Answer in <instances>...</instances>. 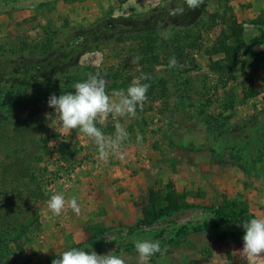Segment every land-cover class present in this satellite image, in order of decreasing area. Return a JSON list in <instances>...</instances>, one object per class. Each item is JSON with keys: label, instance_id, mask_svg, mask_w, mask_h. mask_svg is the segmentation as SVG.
Listing matches in <instances>:
<instances>
[{"label": "rangeland", "instance_id": "obj_1", "mask_svg": "<svg viewBox=\"0 0 264 264\" xmlns=\"http://www.w3.org/2000/svg\"><path fill=\"white\" fill-rule=\"evenodd\" d=\"M161 3L163 0H0V37L24 31L34 34L39 25L77 36L93 23L99 26L111 22V17L142 15ZM229 5L245 27L246 46L241 53L245 67L236 68L225 84L211 76L216 102L207 110L213 115L207 121L190 116L193 111L189 108L177 114L185 128L201 122V134H195L197 147L218 140L216 147L229 162L219 163V155L207 149L169 147L163 136L165 118L159 110L137 109L135 118L119 119L129 133L123 143L125 159L110 156L103 163L86 137L75 130L70 134L63 131L55 109L48 106V95L40 102L39 120L51 135L50 154L41 163L54 178L47 186L49 199L60 192L66 199L75 196L82 211L78 216L67 208L55 216L44 204L40 223L20 241L23 250L12 246L2 264H51L71 248L101 255L113 251L126 264H138L134 245L142 239L160 241L161 251L148 264H249L241 249L242 225L215 224V209L235 203L247 207L255 217H264V25L252 22L258 10L264 16V0H230ZM216 7L217 2L208 4L210 11ZM221 30L217 26L210 37L215 39ZM115 55L109 48L90 49L80 56V62L103 67L117 63ZM196 60L198 68L191 74L209 71L208 55L200 52ZM133 74L137 80L136 72ZM103 123L105 133L114 134L117 121L109 116ZM62 141L73 149L68 160L60 159L56 151ZM238 155L244 157L249 171L231 162ZM170 187L184 193L192 206L142 223V206L148 203L150 189L166 193ZM255 264H264V256Z\"/></svg>", "mask_w": 264, "mask_h": 264}, {"label": "trees", "instance_id": "obj_2", "mask_svg": "<svg viewBox=\"0 0 264 264\" xmlns=\"http://www.w3.org/2000/svg\"><path fill=\"white\" fill-rule=\"evenodd\" d=\"M210 2H217L215 11L209 10ZM229 2L204 0L193 11L184 0H163L142 15L111 17V22L99 26L93 23L77 36L39 25L34 34L24 31L0 37V264L10 255L12 246L23 250L20 241L40 223L49 200L47 186L54 180L48 168L41 165L50 154L51 135L39 120L40 102L48 95L73 91V84L86 79L89 72L101 73L109 94L126 90L134 81V71L137 79L148 75L150 79L141 83L151 85L145 102L149 106L138 110H159L165 118L163 136L169 147L207 149L219 155V163L229 162L218 151V140L197 147L195 134L201 132V122L185 128L177 118L180 110L189 108L193 111L190 116L207 121L213 116L207 110L216 102L211 76L225 84L236 68L245 67L241 57L246 46L245 27L236 20ZM181 6L183 14L174 15L173 11ZM252 22L264 24V17ZM217 26L222 30L212 39L210 33ZM104 48L116 52L117 63L102 67L80 62L84 52ZM200 52L210 58L209 71L191 74L198 68L196 56ZM136 56L141 59L133 64ZM173 56L178 66L169 69V58ZM156 103L158 107L153 105ZM97 126L106 132L105 123ZM56 151L60 159L68 160L73 149L62 141ZM231 162L249 171L241 155ZM191 206L186 195L174 187L166 193L150 189L148 203L142 206L141 222L150 224ZM253 217L247 207L235 203L215 209V224H242Z\"/></svg>", "mask_w": 264, "mask_h": 264}, {"label": "clouds", "instance_id": "obj_3", "mask_svg": "<svg viewBox=\"0 0 264 264\" xmlns=\"http://www.w3.org/2000/svg\"><path fill=\"white\" fill-rule=\"evenodd\" d=\"M190 10L198 9L204 0H184ZM184 8L177 7L173 14H183ZM264 48V44L261 45ZM141 57H133L132 63L139 62ZM178 66L175 56L169 58L168 68ZM55 78V77H54ZM150 79L143 75L132 81L129 87L113 90L111 94L107 91V81L101 73L89 72L86 79L73 84V91L56 96L51 94L48 98V106L55 109L61 127L65 133L70 134L73 130L82 134L95 145L98 159L107 163L110 156H118L125 159L127 153L123 151L124 141L129 139L126 128L119 123L120 118H135L137 109H143L147 101V92L151 87L149 83H141V80ZM50 115V114H49ZM117 121L114 134H106L98 123L103 124L108 117ZM141 137H137L139 141ZM48 209L55 216H60L67 208L76 215L81 214V206L75 196L66 199L64 193H56L47 201ZM242 225L244 234L242 236V251L247 257L249 264H255L257 258L264 256V217H253ZM135 250L138 255V264H148L150 257L161 251L160 241L142 239L135 242ZM51 264H126L122 256L115 255L113 251L107 254H98L71 248L63 251Z\"/></svg>", "mask_w": 264, "mask_h": 264}, {"label": "crops", "instance_id": "obj_4", "mask_svg": "<svg viewBox=\"0 0 264 264\" xmlns=\"http://www.w3.org/2000/svg\"><path fill=\"white\" fill-rule=\"evenodd\" d=\"M262 10H258V17H260V16H263L262 14L261 15H259V13L261 12ZM263 12H264V5H263ZM264 17V16H263ZM257 18V17H256ZM257 24H260V23H257ZM262 25H264V24H262Z\"/></svg>", "mask_w": 264, "mask_h": 264}]
</instances>
